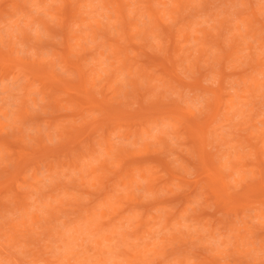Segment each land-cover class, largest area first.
<instances>
[{
  "label": "clouds",
  "instance_id": "obj_1",
  "mask_svg": "<svg viewBox=\"0 0 264 264\" xmlns=\"http://www.w3.org/2000/svg\"><path fill=\"white\" fill-rule=\"evenodd\" d=\"M0 264H264V0H0Z\"/></svg>",
  "mask_w": 264,
  "mask_h": 264
}]
</instances>
